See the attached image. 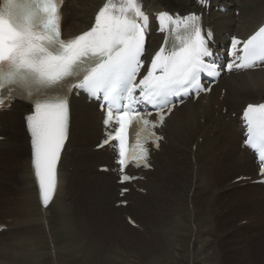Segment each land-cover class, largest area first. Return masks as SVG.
Returning <instances> with one entry per match:
<instances>
[{
    "label": "bare ground",
    "instance_id": "bare-ground-1",
    "mask_svg": "<svg viewBox=\"0 0 264 264\" xmlns=\"http://www.w3.org/2000/svg\"><path fill=\"white\" fill-rule=\"evenodd\" d=\"M105 1L65 0L64 36L73 38L88 30ZM143 2L145 11L154 18L161 12L203 14L205 25L214 35L215 51L233 36L246 38L264 24V0H209L206 10L201 0ZM156 30L152 19L147 56H153L162 43L163 35ZM222 91H226L224 96ZM263 102L264 69L223 76L210 96L196 103L190 101L171 114L161 131L165 136L161 153L152 155L153 172L133 171L144 182L120 186L112 148L96 150L106 132L103 114L86 97H73L70 136L59 164L58 188L46 210L39 198L26 131L25 117L31 107L14 103L0 114V264H222L217 239L225 235L214 225L215 217L224 215L237 224L242 218L236 219L231 206L241 202L238 210L249 208L246 218L253 219L256 228L264 223V186L255 184L259 166L255 155L243 146L241 126L244 109ZM74 141L77 145L73 149ZM84 148L87 154L82 153ZM182 152V162L185 159L187 163L188 158L191 175L185 171L186 180L176 186L167 180L178 173V169L170 172L174 169L171 163ZM78 154L81 156L74 162H79L75 168L72 160ZM86 167L92 170L86 172ZM103 168L109 171L101 173ZM78 173L83 186L89 173L99 188H89L88 195H84V189L74 192ZM11 174H15L16 187L7 178ZM225 182L230 184L224 190L221 187ZM129 189V194L121 198V191ZM225 199L226 207L221 209L219 202ZM160 200L170 203L169 212L160 211ZM123 203L128 206L119 207ZM89 216L96 220L98 233L91 242L84 225ZM128 219L136 224L135 229L128 225ZM101 245L106 248L105 254L100 252ZM242 255L244 252L234 257Z\"/></svg>",
    "mask_w": 264,
    "mask_h": 264
},
{
    "label": "snow or ice",
    "instance_id": "snow-or-ice-1",
    "mask_svg": "<svg viewBox=\"0 0 264 264\" xmlns=\"http://www.w3.org/2000/svg\"><path fill=\"white\" fill-rule=\"evenodd\" d=\"M60 9L59 0L0 3V107L16 99L31 106L25 121L45 205L67 138L71 96L83 92L103 100L105 123L116 127L97 147L117 141L123 172L129 163L149 166L145 144L152 141L159 147L162 137L154 129L175 106L171 97L210 90L201 87L199 77L215 73L205 60L213 55L208 46L212 33L202 29L196 14H158L168 35L145 67L149 16L142 0H106L89 30L69 40L61 38ZM238 44L234 39L233 47ZM257 62H264V28L243 43L242 54L227 67L246 69ZM142 103L157 109L156 121L148 118L150 112L141 114L137 105ZM244 116L246 144L264 165V104L249 105Z\"/></svg>",
    "mask_w": 264,
    "mask_h": 264
},
{
    "label": "rangeland",
    "instance_id": "rangeland-1",
    "mask_svg": "<svg viewBox=\"0 0 264 264\" xmlns=\"http://www.w3.org/2000/svg\"><path fill=\"white\" fill-rule=\"evenodd\" d=\"M218 10V9H217ZM223 12H225V9L224 10H221ZM240 13L239 11L236 13V16L239 17ZM225 92L226 91H222V96L225 95ZM233 118H236L235 114L233 115ZM202 142V140H201ZM200 142V143H201ZM77 143L76 141L73 142V149L76 147ZM91 147V146H90ZM90 147H88V150L90 149ZM87 149L84 148L82 150V153L83 154H87ZM93 150V149H92ZM195 150V149H194ZM89 154L91 153V150L88 151ZM158 153H161L160 151H158ZM91 155V154H90ZM184 155V152L180 153V156L179 155H176L175 156V160L172 161L171 165H173L172 167L174 169H172L170 172L174 173L175 170L177 171L178 169V173L173 176L170 175L168 176V180L167 181H170V182H175L176 186L178 184H180L181 182L185 181L186 178L184 177V174H185V171H190L189 174L191 175V169H190V165L188 164V158L186 157L187 159V163H186V160L184 159V163L182 162V156ZM81 154L79 155H75L73 160H72V165L76 168V166L79 165V162L78 163H75L74 162L77 160L78 157H80ZM84 156V155H82ZM178 156L181 157V164H179L178 162ZM185 156V155H184ZM177 165V166H176ZM176 167V169H175ZM84 170L86 172H89L92 170L91 167H86L84 168ZM72 171H73V167H72ZM151 173L153 171H150ZM187 174V173H186ZM157 175V174H156ZM156 175H153V177H155ZM105 175L102 174L101 177H104ZM81 174L78 173V175L75 177V180H74V183H75V186H76V189L74 190L77 191V189L79 188V190H83L84 189V195H88V190L89 188H95V187H98L97 185H95L94 183V180H95V177L91 174H87L86 173V176L84 177V181H85V186H83L81 184ZM8 180L11 182V183H14L12 184L14 187H16V184L18 182H16V179H15V174H11L9 175V177H7ZM173 180V181H172ZM78 181V182H77ZM141 182H144V178L140 180ZM226 183V182H225ZM224 183V186L221 187V188H224L227 189V185L230 184V182ZM81 186V187H80ZM107 186L109 189H111L112 187V183H107ZM7 187V186H6ZM99 188V187H98ZM196 188V186L194 187ZM221 188L219 189V191H221ZM131 190V189H130ZM87 191V193H86ZM108 193V192H107ZM146 195V192H144ZM110 194V193H109ZM111 195V194H110ZM196 194H195V190H194V196L195 197ZM199 197H201L202 195L198 194ZM112 197V196H111ZM113 199V197H112ZM161 201V207H160V211L161 212H169L170 211V208H171V205L168 201L164 200H160ZM212 202L211 205H213V200H209ZM208 201V202H209ZM228 201L227 199L225 200H220V208L223 209L225 208V202ZM210 202V203H211ZM227 203V202H226ZM241 202H235L234 204H232L231 208H233V210H235V216L237 215L236 219L237 220H240L242 218V220L238 221L237 224H234L232 221H228L227 220V217L222 215L220 217H215L214 220H216V222L214 223L215 226H217L216 228L218 229V232L220 231V233H223L225 236H222L221 235V238L220 239H217V245H220L219 248L220 250L217 251V254H218V257L221 259V262L222 264H264V223H259L258 225H260V228L258 229V227L256 228L255 226V222L253 219H249V218H246L248 215H249V208L247 210H238V206H241ZM245 205V204H244ZM246 206V205H245ZM86 207L88 208V206L86 205ZM215 208V207H214ZM213 206H212V209H214ZM238 210V212H237ZM89 211V209H88ZM95 211V209H94ZM237 212V214H236ZM241 212V213H240ZM90 214V213H89ZM239 214V215H238ZM240 214H242L240 216ZM244 214V215H243ZM131 218L133 219L134 217L136 218V215L134 214H130ZM123 223L126 225L125 223V217L126 215L123 216ZM226 217V218H225ZM146 217L144 216L143 218V221ZM95 219V218H94ZM136 220V219H134ZM236 220V221H237ZM218 221V222H217ZM128 223V222H127ZM234 224L231 226V224ZM219 224V225H218ZM85 225V231H86V234L88 236V239H89V242L95 240L97 237H98V233L96 232V220H92L91 219V216H89L87 218V220L85 221L84 223ZM129 225V224H128ZM209 226V225H208ZM252 226V227H250ZM128 226H125V228H127ZM132 228H134L133 226H131ZM210 227V226H209ZM242 227H245V228H242ZM211 228V227H210ZM242 228V229H241ZM135 229V228H134ZM250 229L254 230V232L250 231ZM240 238H239V237ZM233 237V238H232ZM238 238L240 240H238ZM234 243V244H233ZM235 243H240L239 245H236ZM231 244V245H230ZM244 244V245H243ZM226 245V246H225ZM95 247V245H93ZM229 247V248H227ZM236 247V248H235ZM238 247V248H237ZM240 247V248H239ZM250 247V248H249ZM101 250L100 252L101 253H106V248L105 246L103 247V245L100 246ZM252 249V250H251ZM222 250V251H221ZM222 254H221V253ZM225 252V254H224ZM227 252V253H226ZM241 252L243 253L244 252V255L248 256V258L244 255H242L241 257H234L235 255L237 254H241ZM248 252V253H247ZM250 252V253H249ZM232 255H230V254ZM246 253V254H245ZM256 253V254H255ZM229 254V255H228ZM226 256V257H224ZM229 256V257H228ZM230 256H232L230 258ZM241 258V259H240ZM245 258V259H244ZM240 259V260H239ZM229 260V261H228ZM231 260V261H230ZM225 261V262H224ZM227 261V262H226ZM239 263H238V262Z\"/></svg>",
    "mask_w": 264,
    "mask_h": 264
}]
</instances>
